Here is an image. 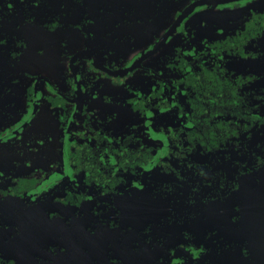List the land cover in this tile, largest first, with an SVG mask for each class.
I'll return each instance as SVG.
<instances>
[{
  "label": "flooded vegetation",
  "instance_id": "af4514ba",
  "mask_svg": "<svg viewBox=\"0 0 264 264\" xmlns=\"http://www.w3.org/2000/svg\"><path fill=\"white\" fill-rule=\"evenodd\" d=\"M194 1L178 11L154 44L114 61L109 52L99 56L87 42L93 22L88 0H0V27L5 20L11 24L9 34L0 36V50L10 58L0 60V71L26 62L29 28L36 27L35 33L40 34L57 32L67 16L60 19L56 10L77 19L69 25L73 34L64 33L70 37L65 54L70 64L64 70L63 88L43 74H29L28 110L0 132V143L5 141L6 152L12 153L11 161L0 168V200H16L10 207L0 205V214L9 216L5 225L19 228L11 217L51 190L54 202L79 209L75 218L89 204L99 222L110 220L113 226L120 212L117 196L152 190L157 200L154 216L143 222L139 229L144 233L134 241L149 245L145 255H152L154 264H206V254L218 250L219 240L233 236L232 195L239 190L240 178L253 177L256 188L264 179V67L259 66L264 63V9L251 11L231 29L200 36L184 22L213 3ZM238 1L245 3L215 4ZM118 5L123 12L125 7ZM44 9L54 15L37 14ZM186 9L191 10L181 15ZM175 36L179 44L173 50L146 64L166 45L170 49ZM36 41L33 58L42 54L43 39L36 37ZM60 43L67 45V41ZM242 60L251 61L252 67L244 68ZM42 101L57 114L62 157L26 170L23 166H30L29 157L37 155L29 146L32 138L20 135ZM16 137L21 142L16 143ZM228 199L230 209L217 206ZM202 202L198 210L215 207L204 227L197 233L179 227L173 233V226H180L173 222H193L176 218L177 212L190 218L189 210ZM160 208L162 213L157 215ZM227 213L230 219L223 225L221 218ZM168 240L172 243L166 247Z\"/></svg>",
  "mask_w": 264,
  "mask_h": 264
},
{
  "label": "rangeland",
  "instance_id": "374dc122",
  "mask_svg": "<svg viewBox=\"0 0 264 264\" xmlns=\"http://www.w3.org/2000/svg\"><path fill=\"white\" fill-rule=\"evenodd\" d=\"M50 1L57 3V0ZM88 1L93 22L87 29L90 33L86 37L87 42L99 56L103 57L109 52L111 59L117 61L126 60V57L154 44L156 39L165 33L166 28L175 21L178 11H182L193 0ZM119 2L125 7L123 12L119 8ZM244 2L202 6L194 15L187 17L184 25L196 29L200 36L204 33L215 35L222 29H231L238 20L242 21L251 11L264 9V0H245ZM104 5L105 8L102 9ZM59 13L60 19L66 18L63 15L67 18L62 21L58 33L53 31L40 34L39 30L35 33L36 27L29 28V43L24 52L26 62L15 63L12 67H5L0 71V132L7 131L12 124L20 120L26 109L28 110L25 93L28 84L31 86L29 74H43L52 80L55 87L63 88L61 85L66 80L64 70H67L70 64L67 56L65 57L70 37L65 36L64 33L73 34V27L69 25L74 26L77 19L75 15H67L66 11L56 10V14ZM37 14L49 16L54 15V12L44 9ZM37 14L35 16L38 18ZM3 15L11 14L5 12ZM2 22L4 26L0 27L2 31L0 36L5 32L8 35L11 24L6 20ZM36 37L43 39L42 54L33 58L34 50L38 46ZM60 41H67V45L62 46ZM178 44L179 36H175L169 44L170 49L166 45L162 51L149 57L146 64L152 65L158 55L162 52L168 53ZM2 52L0 50V60L9 62L10 58ZM242 61H246L242 64L244 68L252 67L249 63L251 61ZM259 66L262 70L264 63ZM100 99L97 98L95 101L99 103ZM33 113L31 116L34 115ZM57 120V114L47 102L42 101L31 123L27 124L21 132L20 136L23 139L32 138V144L29 146H33L31 150L34 155H37L29 157L30 166H23L26 170L42 162L49 163L51 159L59 158V155L61 159L63 143L60 144V138L63 134L56 124ZM13 140L16 143L21 142V139L17 137ZM13 140L9 142L12 144ZM2 142L0 143V168H4L8 161H11L12 155L9 151L6 152L3 145L5 143ZM239 182V190L232 195L236 210L234 217L236 222L232 225L233 236L226 240H219L218 250L206 254V264H264V179H259L258 188L254 186L253 177H242ZM50 191H47L48 194L44 199L32 203L31 206L21 209V212L11 217L19 228L13 229L0 222L1 263L108 264L106 257H109L110 261L117 260L116 264H154L153 256L145 255L146 252L138 254L120 252V245L130 244L143 235L144 232L139 227L145 220L153 218L157 200L153 198L152 190L117 196L116 203L120 212L118 217L114 218L116 225L113 226L110 220L97 221L94 218L95 215L91 214L94 210L89 204L80 209L81 218L73 219L72 217L79 209L57 204ZM107 199L108 203L112 202L110 198ZM204 204L202 202L199 206L190 209V218L188 213L177 212L176 218H185L193 222L188 220L173 222L172 224L180 226L174 225L172 232L175 233L179 227H182L190 228L197 233L198 229L204 227L202 223L211 219L215 209V207L205 210L197 209ZM209 205L212 206L213 203ZM217 206L230 209V199ZM193 211L196 212L194 215ZM109 212L110 210L104 211V213ZM156 213L160 215L162 209L160 208ZM229 219L230 213H227L221 218L222 224L227 225ZM152 224L154 225V220ZM86 227L89 229L87 230ZM123 233L127 234L123 236L124 239ZM223 234H226L224 228ZM109 241L117 244L115 253L108 250L107 242ZM79 243L82 247L78 246ZM171 243L172 241L168 240L164 246L167 247ZM226 245L229 249H225ZM25 249L31 254H28ZM118 257L128 258V260L123 261Z\"/></svg>",
  "mask_w": 264,
  "mask_h": 264
},
{
  "label": "water",
  "instance_id": "95a60500",
  "mask_svg": "<svg viewBox=\"0 0 264 264\" xmlns=\"http://www.w3.org/2000/svg\"><path fill=\"white\" fill-rule=\"evenodd\" d=\"M226 1H229V0H209V1H199L197 4H203V3H213V4H215V3H217V2H226ZM196 4H194V5H192L190 8H192V7H194ZM189 9H186L183 13H181V15H186L187 13V11H188ZM191 10V9H190ZM189 10V11H190ZM180 18H182V17H180ZM176 24H178V23H176ZM173 29H174V27H173ZM155 48V47H154ZM154 48H153V50H151V51H149V53H147V54H151L153 51H154ZM15 201L16 200H11V199H8V200H0V205H4V206H7V207H10V205H12L13 206V204H15ZM0 212H1V210H0ZM82 216H80V217H78V218H81ZM73 219H76L75 217H72ZM0 219H1V221H2V223L3 224H6L7 223V221L9 220V216H7V213L5 214V216H3V215H1L0 214ZM95 219L97 220V217L95 216ZM98 221V220H97ZM87 228V227H86ZM89 229V227L87 228V230ZM86 230V229H85ZM86 230V231H87ZM93 230H98V229H93ZM100 232V231H99ZM125 235H127V234H122V238H123V236H125ZM124 239V238H123ZM107 245H108V247H109V251L110 252H112V251H114L113 253H115L116 252V250H117V248H118V246H117V244L116 243H114V242H112V241H109V242H107ZM78 246L79 247H82V245L79 243L78 244ZM149 245L148 244H145V243H138V242H136V241H132V243H130V244H128V243H124V244H121L120 245V252H122V253H125V254H138V253H143V252H149L150 250H149ZM115 249V250H114ZM107 250V251H108ZM188 251V250H187ZM188 252H190V251H188ZM106 259H107V262H108V264H111V261L109 260V257H106ZM118 259H120V260H123V261H127L128 260V258H124V257H118ZM153 261H154V259H153ZM97 264V263H96Z\"/></svg>",
  "mask_w": 264,
  "mask_h": 264
},
{
  "label": "trees",
  "instance_id": "16d2710c",
  "mask_svg": "<svg viewBox=\"0 0 264 264\" xmlns=\"http://www.w3.org/2000/svg\"><path fill=\"white\" fill-rule=\"evenodd\" d=\"M8 5H10V2H7Z\"/></svg>",
  "mask_w": 264,
  "mask_h": 264
}]
</instances>
